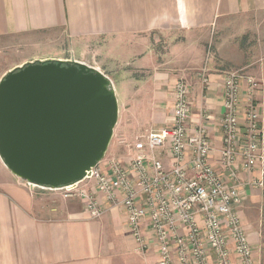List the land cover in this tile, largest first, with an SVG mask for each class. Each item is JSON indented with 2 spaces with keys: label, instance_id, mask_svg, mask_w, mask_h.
Here are the masks:
<instances>
[{
  "label": "crops",
  "instance_id": "0c3cea01",
  "mask_svg": "<svg viewBox=\"0 0 264 264\" xmlns=\"http://www.w3.org/2000/svg\"><path fill=\"white\" fill-rule=\"evenodd\" d=\"M247 32L259 40L253 46L249 40V49L243 50L236 37ZM262 45L264 0H0V79L28 61H83L89 54L103 57L95 68L125 78L120 88L113 86L119 112L99 162L104 170L110 160L128 166L134 138L169 124V84L178 79L190 86L189 123L207 128L211 163L217 164L221 145L224 72L242 69L260 82L256 99L264 132ZM3 59L7 62L2 67ZM114 62L122 63L121 68ZM133 76L142 80L137 89ZM206 113L212 117H204ZM116 137L126 143L116 142ZM153 155L164 169L171 168L164 149ZM259 175L258 170L239 173L244 184ZM92 184L85 177L74 187ZM65 190L21 181L0 158V264L156 263L154 249L137 250L120 206L100 196L104 212L89 218L84 202L65 197ZM242 195L235 209L259 257L264 246V186L245 185ZM144 227L140 225L142 232Z\"/></svg>",
  "mask_w": 264,
  "mask_h": 264
},
{
  "label": "built area",
  "instance_id": "2783aa9c",
  "mask_svg": "<svg viewBox=\"0 0 264 264\" xmlns=\"http://www.w3.org/2000/svg\"><path fill=\"white\" fill-rule=\"evenodd\" d=\"M259 91L260 82L242 69L223 73L222 138L218 162L213 164L206 126L189 123L190 86L178 79L169 84V124L134 138L129 165L110 160L104 170L98 162L85 176L93 181L89 188L73 183L62 186L63 195L80 198L89 218L104 212L100 196L120 206L137 250L154 249L155 264H259L235 209L245 185L264 186ZM159 148L170 157V169L153 155ZM242 170H258L260 175L244 184Z\"/></svg>",
  "mask_w": 264,
  "mask_h": 264
},
{
  "label": "water",
  "instance_id": "95a60500",
  "mask_svg": "<svg viewBox=\"0 0 264 264\" xmlns=\"http://www.w3.org/2000/svg\"><path fill=\"white\" fill-rule=\"evenodd\" d=\"M109 76L85 61H28L0 79V158L30 184L76 183L105 156L118 120Z\"/></svg>",
  "mask_w": 264,
  "mask_h": 264
},
{
  "label": "rangeland",
  "instance_id": "374dc122",
  "mask_svg": "<svg viewBox=\"0 0 264 264\" xmlns=\"http://www.w3.org/2000/svg\"><path fill=\"white\" fill-rule=\"evenodd\" d=\"M237 38V41L240 43V47L244 50V49H249L248 48V45H249V40H251L252 41V43H251V46H253L254 44H256V41H258L259 40V38L258 37H256V38H252V37H250V35L248 34V32L246 33V35H245V37H243V38H240V37H236ZM262 50H263V52H264V45H262ZM28 51L26 50V52L25 53H27ZM34 54H38V55H41V53L39 52V51H34ZM90 55V54H89ZM89 55H85V57H86V59L87 60H83V61H85V62H87V63H89L90 65H92V66H94L95 64H97V63H99L98 61H100V58H101V56H100V58H97V56H95V54H93V56H89ZM13 57L12 58H14L16 55L15 54H13L12 55ZM95 57L97 58L96 60H93V59H95ZM103 58V57H102ZM101 58V59H102ZM67 60H69V61H75V60H71V59H67ZM76 61H78V60H76ZM7 61L5 60V59H3V62H2V67H3V65H5V63H6ZM114 66L116 67V68H121V66H122V63H115L114 62ZM109 65V64H108ZM110 77V79H111V81H112V84H113V86L115 87H117V88H120V85H121V83H120V81L121 80H123V79H125V78H122L121 76H117V77H114V76H109ZM133 79H134V83H133V89H137L139 86H140V84H141V82H142V80H141V78H139V77H136V76H133ZM137 81H140L139 83L137 82ZM120 91V90H119ZM125 109V108H124ZM124 109L122 110L123 111V113H124ZM119 137H116L115 138V141L116 142H121V143H126L124 140H119L118 139ZM110 148H112V147H110ZM110 148H109V150H110ZM109 152L110 151H108V155H109ZM106 155V154H105ZM107 155V156H108ZM262 248V250H261V252H260V255H259V264H264V246L263 247H261Z\"/></svg>",
  "mask_w": 264,
  "mask_h": 264
}]
</instances>
